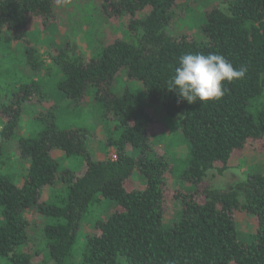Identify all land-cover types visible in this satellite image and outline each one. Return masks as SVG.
Masks as SVG:
<instances>
[{
  "label": "trees",
  "instance_id": "1",
  "mask_svg": "<svg viewBox=\"0 0 264 264\" xmlns=\"http://www.w3.org/2000/svg\"><path fill=\"white\" fill-rule=\"evenodd\" d=\"M55 1L0 0V40L5 30L26 28L33 16L45 23L54 20ZM222 1L227 10L214 6L206 11L201 27L205 39L199 42L187 33L168 34L176 0H105L107 16L130 15L129 29L139 35L138 44L115 40L87 62L66 59L64 50L59 53L55 61L62 66L60 90L76 103L95 87L96 98L118 121L119 137L107 140L117 158L93 160L86 130H58L53 123L38 137L20 140V156L28 164L23 184L0 174V257L11 264H34V256L43 250L36 249L25 213L35 209L53 220L40 228L39 240L45 243L48 258L44 262L67 264L84 216L104 198L117 208L86 235L81 264H120L121 257L128 264H264V173L248 174L233 191L213 189L205 182L209 170L217 164H222L220 171L226 170L249 140L264 137V105L253 109V102L264 93V0ZM187 53L220 54L235 68L247 66V73L225 83L221 99L189 104L172 88L179 58ZM121 70L127 78L142 82L150 104L161 103L168 116L179 120L190 143L182 178L191 189L174 190L180 218L168 227L164 225L170 190L166 177L171 164L166 156L152 155L151 135L158 126L146 102L128 88L122 95L113 93ZM31 86H24L25 95L1 109L6 122L0 127V155L18 126ZM56 150L67 157H84L85 172L77 176L61 169L54 158ZM135 170L145 186L127 188ZM57 181L65 184L66 194L44 201L43 190ZM241 208L258 221L249 243L239 237L235 213Z\"/></svg>",
  "mask_w": 264,
  "mask_h": 264
},
{
  "label": "rangeland",
  "instance_id": "2",
  "mask_svg": "<svg viewBox=\"0 0 264 264\" xmlns=\"http://www.w3.org/2000/svg\"><path fill=\"white\" fill-rule=\"evenodd\" d=\"M105 0H56L54 3V20L44 22L39 16L31 17L27 27L17 32L5 30L0 40V127L4 122L2 107L9 106L14 98L24 94V86H31L32 94L25 102L18 126L12 138L6 142L0 155V174L9 176L18 186L26 177L28 164L21 158L19 142L25 138H36L39 133L55 125L58 130L84 129L87 132L86 146L93 160L112 159L116 154L113 148L107 147L109 137H119L121 131L118 121L109 117L103 104L96 98V88L91 86L83 100L73 102L59 88L63 79L62 66L55 58L65 51L66 59H77L87 62L92 57L99 56L102 48L121 39L138 44L137 33L129 29L130 15L109 17L104 11ZM177 5L172 13V20L167 28L171 36L187 33L193 39L203 42L202 25L206 23V11L214 6L227 10V4L222 0H176ZM148 8L142 15H146ZM30 53V54H29ZM126 71L121 70L117 76L112 91L122 95L126 88L142 98L155 118L156 133L151 135L153 143L152 155H163L168 158L171 170L166 177L168 209L164 220L165 226H171L180 218V204L174 198V190L184 192L191 187L182 178L190 157V143L183 134L179 120L168 116L161 103L157 105L148 102L147 92L140 81L126 77ZM253 109L264 105L263 95L253 102ZM137 155L136 151H129ZM54 158L61 169H69L81 176L86 168V159L82 156L67 157L63 151H54ZM222 164L207 172L205 182L213 189L233 191L250 173H264V137L259 140H249L244 149L237 151L226 170L220 171ZM144 178V177H143ZM138 170H135L127 188H142L145 186ZM129 186V187H128ZM65 184L46 187L43 190L44 201H53L63 197ZM242 200V197L240 198ZM114 202L102 199V203L93 206L84 216L77 231V241L67 264H81L80 253L85 243L86 235L92 233L95 223L106 218L115 209ZM3 208L0 206V224ZM30 220L36 239V249L43 250L36 254L34 264H54L44 262L47 251L44 242L39 240L42 223L53 222L39 214L35 209L25 213ZM240 239L252 242L257 232L258 221L244 209L235 213ZM33 249V248H32ZM120 264H128L124 258H119ZM0 264H11L6 258L0 257Z\"/></svg>",
  "mask_w": 264,
  "mask_h": 264
},
{
  "label": "clouds",
  "instance_id": "3",
  "mask_svg": "<svg viewBox=\"0 0 264 264\" xmlns=\"http://www.w3.org/2000/svg\"><path fill=\"white\" fill-rule=\"evenodd\" d=\"M247 66L235 68L223 55L187 53L179 58V66L172 78V88L189 104L204 105L221 99L225 83L243 79Z\"/></svg>",
  "mask_w": 264,
  "mask_h": 264
},
{
  "label": "built area",
  "instance_id": "4",
  "mask_svg": "<svg viewBox=\"0 0 264 264\" xmlns=\"http://www.w3.org/2000/svg\"><path fill=\"white\" fill-rule=\"evenodd\" d=\"M117 158L116 154L112 156V159L115 160Z\"/></svg>",
  "mask_w": 264,
  "mask_h": 264
}]
</instances>
